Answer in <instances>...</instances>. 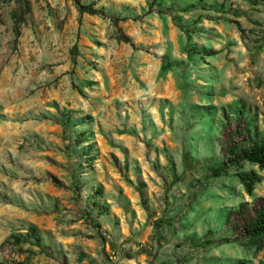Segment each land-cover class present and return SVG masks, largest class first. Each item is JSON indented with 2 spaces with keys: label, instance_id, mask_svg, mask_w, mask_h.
Masks as SVG:
<instances>
[{
  "label": "rangeland",
  "instance_id": "374dc122",
  "mask_svg": "<svg viewBox=\"0 0 264 264\" xmlns=\"http://www.w3.org/2000/svg\"><path fill=\"white\" fill-rule=\"evenodd\" d=\"M79 1L0 0V264H264L219 149L264 130V1Z\"/></svg>",
  "mask_w": 264,
  "mask_h": 264
},
{
  "label": "trees",
  "instance_id": "16d2710c",
  "mask_svg": "<svg viewBox=\"0 0 264 264\" xmlns=\"http://www.w3.org/2000/svg\"><path fill=\"white\" fill-rule=\"evenodd\" d=\"M22 6L20 14L21 19L29 10L28 0H14ZM79 14H95L96 10L92 4H83L79 0H72ZM253 3L264 0H251ZM187 8H183V11ZM18 30H16V33ZM128 40L127 37L124 38ZM244 112L235 111V122L225 116V124L221 131L222 141L219 149L222 152V167L213 169V176L218 175L220 169L227 167H239L243 163L257 166L259 170H264V130H259L256 124L252 123V118L243 114ZM242 114V115H241ZM229 115V114H228ZM241 115V116H240ZM242 117V118H241ZM236 176L245 192L252 194L254 185L261 181L260 177L253 171L236 172ZM240 205L237 215L241 220L240 223L232 225L233 230H238L239 234L245 237L255 249L259 250L264 241V202L251 207L250 211L244 215V209ZM99 226V225H98ZM103 236H101V239ZM17 239V238H15ZM104 239V238H103ZM234 239L238 240L239 236L235 235Z\"/></svg>",
  "mask_w": 264,
  "mask_h": 264
}]
</instances>
